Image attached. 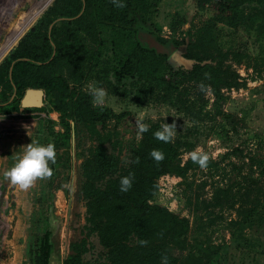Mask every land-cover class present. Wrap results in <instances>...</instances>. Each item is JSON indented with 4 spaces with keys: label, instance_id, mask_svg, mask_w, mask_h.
I'll list each match as a JSON object with an SVG mask.
<instances>
[{
    "label": "rangeland",
    "instance_id": "obj_1",
    "mask_svg": "<svg viewBox=\"0 0 264 264\" xmlns=\"http://www.w3.org/2000/svg\"><path fill=\"white\" fill-rule=\"evenodd\" d=\"M53 1L19 0L18 10L4 24L19 32L33 8L39 16L12 45L0 26V106L19 107L0 111V264H43L42 241L48 232L53 264H63L75 253L94 263L106 253L87 228L81 194L83 162L94 149V137L84 126L78 137L68 133L56 110L22 109L16 82L1 75L3 64L30 31L41 23L42 33L48 34L65 26L64 8L75 0ZM219 1L156 0L132 16L142 44L169 56L157 80H115L111 69L118 54L111 36L120 25L101 18L100 35L88 38L84 59L64 60L56 69L68 87L62 93L67 103L80 92L88 93L87 85L93 83L106 91L105 103L95 107L124 114L106 125L123 160L142 141L136 119L149 125L160 123L163 115L165 123L176 124L172 141L180 149L178 174L159 178L151 203L189 220V250L204 247L190 260L189 250L178 252L182 264H264V0L236 3V26L221 17ZM11 3L0 0V7ZM196 44L208 45V55L231 77L226 81L239 85L213 92L206 82L174 75L194 67L186 53L193 47L200 54ZM31 140L53 143L56 161L49 165L51 176L21 190L3 173ZM197 147L209 156L203 169L187 155ZM108 148L113 152L112 143Z\"/></svg>",
    "mask_w": 264,
    "mask_h": 264
},
{
    "label": "trees",
    "instance_id": "obj_2",
    "mask_svg": "<svg viewBox=\"0 0 264 264\" xmlns=\"http://www.w3.org/2000/svg\"><path fill=\"white\" fill-rule=\"evenodd\" d=\"M152 1L156 0H121L123 7L114 6L112 0H103L100 7L99 0L71 1L64 8V27L54 28L50 34L42 33L41 23L22 39L3 64L1 75L8 81L16 82L19 98L24 96L28 88L44 89L47 101L43 110L46 113L53 110L60 112L62 125L68 133L73 132L78 137L84 126L95 139L92 153L83 162L81 194L87 207V228L98 236L106 250L105 257L92 263L84 261L79 253H75L68 256L63 264H163L164 256L167 257V264H182V257L177 253L184 254L189 250V220L180 218L166 207L151 203L158 191L159 178L176 173L180 149L173 141H158L153 132L160 123H149L148 131L142 134V141L133 151L132 157L123 160L115 153L118 143L112 141L106 125L111 120H121L124 114L94 107L89 94L83 92L67 103L62 93L68 87L56 69L64 60L84 59L88 38L97 40L100 35L98 23L101 18L120 25L117 31L114 30V39L111 36L114 41L112 45L118 54L111 69L115 80L118 83L124 79L157 80L158 70L168 62L169 56L142 44L137 36L139 27L135 26L132 17ZM240 1L220 0L218 3L221 17L233 26L239 20L235 18L236 3ZM174 45L178 46L177 43ZM196 46L201 48L200 54L195 53L193 47H189L186 53L187 58L196 62L194 67L189 71H173L174 75L186 76L195 82H206L213 92H219L222 86L232 88L239 85L235 80L232 83L226 81L231 77L214 63L215 57L208 55V45ZM16 104L19 105V101ZM18 108L17 105L12 108L1 105L0 111L10 113ZM111 143L113 152L108 148ZM153 149L162 151L164 158L155 161L149 155ZM129 173L132 174V186L127 192H121L120 178ZM50 235L48 232L42 241L43 264H53ZM141 241L146 243L142 244ZM203 248L189 250L188 259L195 258V254H200Z\"/></svg>",
    "mask_w": 264,
    "mask_h": 264
},
{
    "label": "clouds",
    "instance_id": "obj_3",
    "mask_svg": "<svg viewBox=\"0 0 264 264\" xmlns=\"http://www.w3.org/2000/svg\"><path fill=\"white\" fill-rule=\"evenodd\" d=\"M114 6L123 7L121 0H112ZM111 78V74H110ZM203 91L205 85L199 86ZM88 94L91 97V103L95 106H102L105 103L106 91L103 87L95 86L93 83L87 85ZM167 116H161V122L159 128L153 132V136L158 141L169 143L176 135V124H168L164 122V118ZM149 125L136 119V134L142 135L148 131ZM22 151L18 154H14L12 166L4 171L3 176L12 185L17 186L21 190H27L33 185L37 179L46 178L52 175V168L50 164H54L56 161L55 146L49 142L46 144L32 141L31 143L20 147ZM149 155L155 160L160 161L164 158L162 151L153 149ZM194 164H197L201 169L207 166L209 156L205 152H201L199 147L191 150L187 153ZM132 186V174L122 176L119 181V190L121 192H127ZM141 243H146L141 241ZM163 264H167V257H162Z\"/></svg>",
    "mask_w": 264,
    "mask_h": 264
},
{
    "label": "bare ground",
    "instance_id": "obj_4",
    "mask_svg": "<svg viewBox=\"0 0 264 264\" xmlns=\"http://www.w3.org/2000/svg\"><path fill=\"white\" fill-rule=\"evenodd\" d=\"M43 1H44L45 5H48L53 0H43ZM11 2L12 3L10 5L8 4L9 5L8 7L6 6L7 4L5 5V7H2V5L0 7V26L4 30V32L6 33L7 39H8V41L11 42V45H12L19 40V38L25 33V31L31 26V24L38 18L39 12L36 11L35 8H33L32 9V15L29 17L28 20H26V23L23 25L21 30L18 32V31L13 29L11 24L9 26H8V24H4V22H6L8 19H10L9 17L17 9V5L19 3V0H14V1L11 0ZM0 39H1V37H0ZM0 60H1V58H0Z\"/></svg>",
    "mask_w": 264,
    "mask_h": 264
},
{
    "label": "water",
    "instance_id": "obj_5",
    "mask_svg": "<svg viewBox=\"0 0 264 264\" xmlns=\"http://www.w3.org/2000/svg\"><path fill=\"white\" fill-rule=\"evenodd\" d=\"M45 105L46 91L42 88H28L21 99L22 109H42Z\"/></svg>",
    "mask_w": 264,
    "mask_h": 264
}]
</instances>
